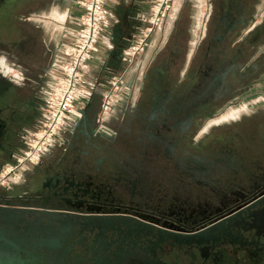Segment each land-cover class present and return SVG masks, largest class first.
I'll use <instances>...</instances> for the list:
<instances>
[{"label":"flooded vegetation","instance_id":"obj_1","mask_svg":"<svg viewBox=\"0 0 264 264\" xmlns=\"http://www.w3.org/2000/svg\"><path fill=\"white\" fill-rule=\"evenodd\" d=\"M24 1L0 0V113L3 117L23 113L24 124L16 130L20 142L32 111L18 84L21 75L12 80L5 77L4 12L14 18L9 30L15 28ZM256 21L253 0L216 2L203 39L187 60L184 45L174 41L165 49L166 55L158 54L151 62L131 114L130 144L136 151L126 168L115 169L110 180L123 189V196L101 199L87 181L76 187L82 199L61 206L46 207L28 198L0 200V264H215L217 250H243L252 244L249 234L264 244V166L244 164L246 156L236 159L244 153L245 145L240 143L223 146L221 141L225 151L207 159L197 155L181 159L178 148L179 143L194 140L203 121L223 106L234 105L244 89L263 78L264 51L258 49L264 45V17ZM88 112L93 126L96 113ZM113 143L124 144L119 139L109 142L87 136L65 144L63 151L71 164L92 161L90 166L97 169L104 157L92 160L93 156L105 154L98 151L101 148L110 151ZM52 159H41L38 165L46 167ZM3 161L0 152V170ZM31 176L25 180L27 195ZM17 209L31 210L32 218ZM245 210L253 213L252 219L245 217ZM42 211L54 212L51 222ZM62 211L65 216L57 214ZM92 216L106 217L107 226L95 234L91 255L82 256L73 248L74 224L82 220L89 225ZM120 220L126 227L120 226ZM85 231L88 226L81 232V241L88 235ZM19 235L48 250H4V245H19ZM196 235L202 246L172 243Z\"/></svg>","mask_w":264,"mask_h":264},{"label":"crops","instance_id":"obj_2","mask_svg":"<svg viewBox=\"0 0 264 264\" xmlns=\"http://www.w3.org/2000/svg\"><path fill=\"white\" fill-rule=\"evenodd\" d=\"M78 0H25L22 9L17 13L15 28L5 29L4 33V67L8 73L5 77L12 80V72H18L19 86L23 99L31 106V118L23 126L24 130L36 128L41 120L42 85H44L47 70L54 67V57L59 52L61 44L71 42L76 31V20L82 13L77 5ZM152 0H107L106 8L110 13L107 26L103 29L97 43V51L93 54L85 71L88 82L87 96L78 106L80 115L75 126L58 137L57 143L42 157L44 162L52 159L60 152L63 144L70 143L87 136L100 137L102 141L114 140L111 136L96 132V115L99 111L101 96L106 89L108 79L115 74L126 71L129 85L143 72L155 54V48L163 42L169 22L162 31H154L148 46L130 65L122 61V52L133 45L140 36L146 24L139 18L146 15ZM185 0H176V11L181 10ZM48 70V71H49ZM88 109L94 110L95 124H89ZM85 112L86 121H82ZM117 120V119H116ZM104 126L115 127L114 119H108ZM22 144L18 137L17 145L4 153L3 165L12 164V154L19 153ZM64 149H62L63 151ZM100 159V157L95 158ZM38 166V165H37ZM37 166H27L17 178L8 179L7 184L0 187V195H8L12 190L26 193L25 180Z\"/></svg>","mask_w":264,"mask_h":264},{"label":"built area","instance_id":"obj_3","mask_svg":"<svg viewBox=\"0 0 264 264\" xmlns=\"http://www.w3.org/2000/svg\"><path fill=\"white\" fill-rule=\"evenodd\" d=\"M106 1H77L82 13L76 20L75 34L70 43L60 45L59 52L53 59L54 67L45 75L46 83L41 90L42 116L39 125L23 132L20 152L12 155V164L4 165L0 170V187L6 185L8 179L19 177L27 166H37L46 152L57 143L58 137L77 123L80 115L78 106L86 98L88 90L85 71L97 51L101 33L110 19ZM175 1H151L149 12L139 18L146 26L136 42L122 52L123 62L130 65L144 51L150 35L159 30L172 13ZM129 94L126 71L108 79L96 115V132L110 134L104 122L117 116Z\"/></svg>","mask_w":264,"mask_h":264},{"label":"rangeland","instance_id":"obj_4","mask_svg":"<svg viewBox=\"0 0 264 264\" xmlns=\"http://www.w3.org/2000/svg\"><path fill=\"white\" fill-rule=\"evenodd\" d=\"M221 1L185 0L179 11H176L174 5V9L166 19L164 25L159 30H156V32L162 31L166 23L169 22L168 29H166L165 37L163 38L164 40L154 49L155 54L151 62L155 61L158 54L163 53L166 55L167 51L165 49L170 47L174 41L184 45L187 60L191 55L193 46L201 41L206 33L214 4ZM253 3L254 14L256 20L259 21L264 17V0H253ZM258 51H264V45L260 46ZM151 62L146 65L143 72L133 81V85H129V97L114 118L115 127L117 126L116 128L118 129H110L109 135L114 140L119 139L123 141L124 144L115 145L113 143L110 146V151L103 148L99 149V152H105V154L99 153L92 158V160H95L96 157H100L101 159V155L104 157V161H102V164L98 168H101L106 162H111L114 164L115 168L113 172L115 173V169L126 168L124 164H129L132 155H134L136 149H133L130 144L132 141L131 137L134 135L131 114L137 98L136 95L144 87L142 78L151 69L149 68ZM48 70L47 73L50 71ZM181 72H183V68ZM17 74L18 72H12V75L17 76ZM260 76V79L263 78L259 82L249 85L247 89H244L245 94L238 96L236 101H233L234 105L223 106V108L214 113L213 117L203 121L194 140L179 143V157L181 159L188 158L190 155H197L202 159H207V157L218 156L221 151H225L224 144L240 143L245 145L242 149L244 153L236 155V159L240 156H246L244 164L249 163L250 165L251 162H257L260 166H264V70L260 73ZM219 142L223 143L222 147ZM64 146L63 144L61 148L65 149ZM107 152H110L111 155ZM170 166L172 165L170 164Z\"/></svg>","mask_w":264,"mask_h":264},{"label":"water","instance_id":"obj_5","mask_svg":"<svg viewBox=\"0 0 264 264\" xmlns=\"http://www.w3.org/2000/svg\"><path fill=\"white\" fill-rule=\"evenodd\" d=\"M5 11V10H4ZM14 18L12 14L4 12V29L13 26ZM22 112L18 114H12L4 117L0 113V121L4 123V135L3 138L0 137V152L9 155L10 150L15 148L17 145V128L22 126L24 123L22 121ZM82 121H86L85 112L82 113ZM3 139V140H2ZM69 158L65 151H60L57 153L56 157L52 159L48 166L38 165L32 172V176L28 182V195L11 191L8 195L4 197L0 196V200L4 202H16L22 201L28 198L29 200L37 201L44 204L46 207L61 206L62 204L68 202L72 199H82L83 196L79 195L78 186L84 184V182H90L91 192L97 193L101 199L115 198L123 196V189L119 186H113L110 183L114 164L111 162H106L101 168L93 169L89 162L71 164ZM44 171V174L42 173ZM43 175H41V174ZM46 182L42 183V181ZM85 200L91 201L92 197H85ZM45 207V211L48 208ZM19 213H23L25 218H32L31 210L28 209H17ZM42 211L40 214L44 215V219L47 222H51L50 215L54 212ZM55 211V210H50ZM245 210V217L247 219L253 218V213ZM61 216H65L64 211L57 213ZM81 217V216H79ZM90 216H84L87 220ZM92 222L89 225L83 223L79 220L74 224L76 230L75 240L73 243V248L77 254L82 256L91 255L92 249L94 248L95 234L99 233L103 228L107 226L106 217L104 216H92ZM119 219V218H118ZM121 227H126L124 222L120 220ZM88 226L89 231H85L88 234L84 241L80 240L82 230ZM247 240H250L252 244L247 246L245 249L235 250L233 248H226L223 250H217L213 258L216 260L215 264H264V244L255 242L254 234H249ZM19 245L9 244L4 245V250L12 249L16 252L22 251L27 252L28 250L44 249L47 251L46 247L41 246V244L36 243L34 240L27 241L26 237L23 235L18 236ZM23 240V241H22ZM26 241V243H24ZM173 244L179 245H194L196 247L202 246L204 243L202 239L196 236H188L182 238V240H172ZM174 264V263H170Z\"/></svg>","mask_w":264,"mask_h":264}]
</instances>
